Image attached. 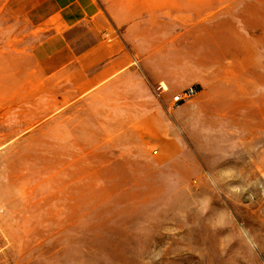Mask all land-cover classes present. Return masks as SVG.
<instances>
[{"label":"rangeland","instance_id":"rangeland-1","mask_svg":"<svg viewBox=\"0 0 264 264\" xmlns=\"http://www.w3.org/2000/svg\"><path fill=\"white\" fill-rule=\"evenodd\" d=\"M22 14L0 0V65L41 39ZM150 24L137 69L57 119L52 92L2 105L0 68V264H264V0Z\"/></svg>","mask_w":264,"mask_h":264},{"label":"crops","instance_id":"crops-1","mask_svg":"<svg viewBox=\"0 0 264 264\" xmlns=\"http://www.w3.org/2000/svg\"><path fill=\"white\" fill-rule=\"evenodd\" d=\"M11 1L23 3L21 17L30 33L42 34L38 42L25 43L21 52L7 49L1 54L2 79L8 84L2 105L13 107L17 97L18 106H30L31 99L41 101L42 94L52 92L56 119L137 69L139 55L130 37L143 22L151 26L170 20V0ZM15 83L22 94L12 89ZM160 84L170 90L165 82Z\"/></svg>","mask_w":264,"mask_h":264},{"label":"built area","instance_id":"built-area-1","mask_svg":"<svg viewBox=\"0 0 264 264\" xmlns=\"http://www.w3.org/2000/svg\"><path fill=\"white\" fill-rule=\"evenodd\" d=\"M157 91H159L160 93H165L169 90H168V87L166 85L159 84V86L157 87ZM197 94H198V91L196 90V88H190V89L186 90L185 92L177 94L173 98L172 102L175 106L181 105V104L191 100Z\"/></svg>","mask_w":264,"mask_h":264}]
</instances>
